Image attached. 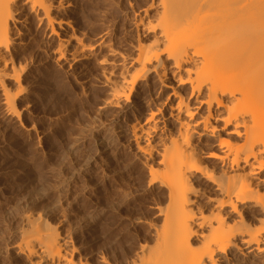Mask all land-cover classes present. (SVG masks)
<instances>
[{
	"label": "bare ground",
	"instance_id": "1",
	"mask_svg": "<svg viewBox=\"0 0 264 264\" xmlns=\"http://www.w3.org/2000/svg\"><path fill=\"white\" fill-rule=\"evenodd\" d=\"M83 7L0 0V122L34 133L22 120L24 82L40 64L27 57L31 42L69 78L94 63L104 91L96 111L112 119L87 127L88 166L126 152L143 192H156L151 213L100 253L79 242L88 222L68 224L57 204L26 207L0 264H264V0L129 4L128 54L107 32L88 40Z\"/></svg>",
	"mask_w": 264,
	"mask_h": 264
},
{
	"label": "rangeland",
	"instance_id": "2",
	"mask_svg": "<svg viewBox=\"0 0 264 264\" xmlns=\"http://www.w3.org/2000/svg\"><path fill=\"white\" fill-rule=\"evenodd\" d=\"M143 1L83 0L82 26L88 40L107 32L112 45L128 54L123 44L132 40L129 4L137 7ZM41 52L38 41L30 43L27 57L40 64L34 62L35 76L29 75L24 82L31 99H27L30 111L22 120L34 133L27 135L0 122V249L13 242L21 211L40 210L52 203L62 206L58 213L65 214L68 224L88 222L79 242L88 251L103 253L104 245L121 236L134 217L150 215L156 192H143L142 171L129 164L124 151H113L103 157L101 165L88 166L84 152L93 138L85 137L86 130L112 119L111 111L102 115L96 111L104 99L97 83L98 70L94 63L86 62L77 66L75 79L69 78L45 63ZM30 196H34L32 205L28 204Z\"/></svg>",
	"mask_w": 264,
	"mask_h": 264
}]
</instances>
